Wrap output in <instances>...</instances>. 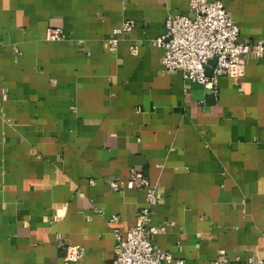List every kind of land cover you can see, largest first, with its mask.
<instances>
[{"label": "crops", "instance_id": "obj_1", "mask_svg": "<svg viewBox=\"0 0 264 264\" xmlns=\"http://www.w3.org/2000/svg\"><path fill=\"white\" fill-rule=\"evenodd\" d=\"M221 1L264 41V0ZM167 13L193 15L188 0H0V264H64L69 245L84 255L68 264H112L113 229L145 203L111 187L132 171L157 187L163 264L264 260V58L215 92L165 70L150 41Z\"/></svg>", "mask_w": 264, "mask_h": 264}, {"label": "built area", "instance_id": "obj_2", "mask_svg": "<svg viewBox=\"0 0 264 264\" xmlns=\"http://www.w3.org/2000/svg\"><path fill=\"white\" fill-rule=\"evenodd\" d=\"M192 16L187 14L167 13L164 19L165 31L151 39V45L161 47L163 54L161 64L165 70H180L185 78L202 84L206 89L216 91L220 76L239 75L240 62L245 55L264 58V41H244L240 38L238 25L233 21L229 11L221 0H188ZM131 21H125L114 29L110 43L115 45L117 35L127 31ZM66 38L60 26H48L45 39L57 41ZM136 53L137 48L131 47ZM214 60L206 71L209 61ZM114 191L124 188H138L144 191L145 203L137 209L133 225L123 234L113 229L115 244L112 264H163L171 261L168 252L153 245L151 237L165 231L166 224H153L151 213L159 199L156 185L149 182L140 171H132L125 180H114L111 183ZM118 215H110V222H117ZM172 224V222H171ZM84 255L80 245L65 247L63 263L76 262ZM248 264H264L263 259L249 255ZM214 264H220L215 260Z\"/></svg>", "mask_w": 264, "mask_h": 264}, {"label": "water", "instance_id": "obj_3", "mask_svg": "<svg viewBox=\"0 0 264 264\" xmlns=\"http://www.w3.org/2000/svg\"><path fill=\"white\" fill-rule=\"evenodd\" d=\"M214 62H215L214 60H210V61H209V65H210V66L214 65Z\"/></svg>", "mask_w": 264, "mask_h": 264}]
</instances>
